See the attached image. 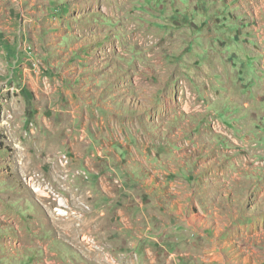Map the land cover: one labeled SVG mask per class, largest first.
I'll use <instances>...</instances> for the list:
<instances>
[{
  "label": "rangeland",
  "instance_id": "374dc122",
  "mask_svg": "<svg viewBox=\"0 0 264 264\" xmlns=\"http://www.w3.org/2000/svg\"><path fill=\"white\" fill-rule=\"evenodd\" d=\"M0 264H264V0H0Z\"/></svg>",
  "mask_w": 264,
  "mask_h": 264
},
{
  "label": "bare ground",
  "instance_id": "6f19581e",
  "mask_svg": "<svg viewBox=\"0 0 264 264\" xmlns=\"http://www.w3.org/2000/svg\"><path fill=\"white\" fill-rule=\"evenodd\" d=\"M246 166H242L243 168H246ZM96 231L95 229H74V235L80 237L82 233H93ZM67 237H70V239H73L70 234H67Z\"/></svg>",
  "mask_w": 264,
  "mask_h": 264
}]
</instances>
